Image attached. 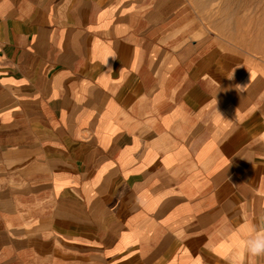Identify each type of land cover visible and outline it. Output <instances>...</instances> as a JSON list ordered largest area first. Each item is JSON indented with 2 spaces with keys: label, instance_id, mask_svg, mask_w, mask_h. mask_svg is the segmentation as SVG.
Returning <instances> with one entry per match:
<instances>
[{
  "label": "crops",
  "instance_id": "obj_1",
  "mask_svg": "<svg viewBox=\"0 0 264 264\" xmlns=\"http://www.w3.org/2000/svg\"><path fill=\"white\" fill-rule=\"evenodd\" d=\"M182 0H0V264H264V65Z\"/></svg>",
  "mask_w": 264,
  "mask_h": 264
},
{
  "label": "rangeland",
  "instance_id": "obj_2",
  "mask_svg": "<svg viewBox=\"0 0 264 264\" xmlns=\"http://www.w3.org/2000/svg\"><path fill=\"white\" fill-rule=\"evenodd\" d=\"M195 35L219 37L264 65V0H182Z\"/></svg>",
  "mask_w": 264,
  "mask_h": 264
},
{
  "label": "clouds",
  "instance_id": "obj_3",
  "mask_svg": "<svg viewBox=\"0 0 264 264\" xmlns=\"http://www.w3.org/2000/svg\"><path fill=\"white\" fill-rule=\"evenodd\" d=\"M239 247L249 256H264V228H257L255 225L248 227L246 238L240 242Z\"/></svg>",
  "mask_w": 264,
  "mask_h": 264
}]
</instances>
